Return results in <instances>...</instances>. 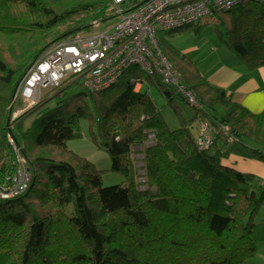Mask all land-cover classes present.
Listing matches in <instances>:
<instances>
[{"label": "trees", "instance_id": "16d2710c", "mask_svg": "<svg viewBox=\"0 0 264 264\" xmlns=\"http://www.w3.org/2000/svg\"><path fill=\"white\" fill-rule=\"evenodd\" d=\"M113 2L0 0V184L16 165L6 134L21 80L56 43L112 20ZM217 22L226 29L223 44L249 71L264 66V0L243 1L218 14ZM63 26L64 32L48 40ZM161 34L164 55L197 104L159 77L131 68L100 91L81 83L80 92L65 94L80 82L67 79L51 89L58 90L56 107L24 130V118L48 102L43 98L8 128L31 180L19 197L0 198V264H249L257 255L253 233L264 185L223 160L247 148L252 158L264 162V112H250L212 85ZM144 87L162 94L180 119L179 129L168 127ZM180 102L194 113L190 121ZM83 119L124 184L104 187L101 171L68 148ZM192 122L212 128L210 147L198 145ZM151 136L152 145L146 146ZM143 145L144 190L133 157V149Z\"/></svg>", "mask_w": 264, "mask_h": 264}, {"label": "built area", "instance_id": "2783aa9c", "mask_svg": "<svg viewBox=\"0 0 264 264\" xmlns=\"http://www.w3.org/2000/svg\"><path fill=\"white\" fill-rule=\"evenodd\" d=\"M131 1L114 0V22L106 30L81 31L42 54L17 88L13 101L20 100L26 108L13 114L8 126L10 130L18 116L42 100L43 92L60 86L67 79L83 82L91 91H100L117 83L131 68L159 77L190 103L197 104L187 90L182 74L164 55L159 35L197 25L246 0H147L141 5ZM141 87L142 83H137L136 89ZM7 139L16 165L0 184V198L13 199L27 190L31 175L11 131L7 133ZM197 143L204 148L212 145V128L207 123L200 125Z\"/></svg>", "mask_w": 264, "mask_h": 264}, {"label": "rangeland", "instance_id": "374dc122", "mask_svg": "<svg viewBox=\"0 0 264 264\" xmlns=\"http://www.w3.org/2000/svg\"><path fill=\"white\" fill-rule=\"evenodd\" d=\"M136 1L141 2L143 0H136ZM113 22H114V19L109 20L107 22H103L102 25L95 26V28L94 27L91 28V31H96V30L104 31L107 28H109L113 24ZM65 29L66 27L63 26V27H60L58 30L54 31L53 33L49 34L47 37L48 40H51L54 35L57 36L59 33L64 32ZM197 29H199V31H196ZM162 34H165V33H162ZM182 34L192 37L195 41H204L205 44L209 46L212 43H214V41L222 42V36L224 37L226 36V29L221 24H218L217 16H214L212 18L203 20L201 23L197 25H194V26L191 25L190 29L185 31L184 33L175 32L171 36H169L168 34H165V35L168 37V40L171 43H173V42H176V40H178L179 38L181 39L182 37H184L182 36ZM81 83L83 82L71 84L72 87L64 91L65 94L70 95V94L80 92L83 89V86L81 85ZM144 88H145L144 91H147L149 93L150 97L154 100V102L158 106L168 127L171 130L179 129L181 125L180 119L175 113V111L170 106L166 105V101L164 97L162 96V94L156 88H152V87L151 88L144 87ZM57 92H58L57 89L56 90L49 89L43 92L42 96L43 98H46L48 102L44 105V107L41 110L32 112L24 118V124H23L24 130L29 129L33 125V123L39 117H41L47 110L52 109L57 106L59 102V98L55 97ZM64 92L62 93V96L64 95ZM180 104L182 107H184L183 113H182L183 117L187 119L188 121H190L194 113L191 110H187L182 102H180ZM11 106L12 108L10 107V111L13 109V114L16 111H21L26 108L25 105L23 103L21 104L19 100L13 101ZM32 108H29L24 113H28ZM24 113H22V115H24ZM190 128H191L193 135L197 137L200 131V122H192L190 124ZM92 130H93V127H91L90 122L88 120L86 119L81 120L79 127H78L79 136L68 142V148L71 151L77 153L78 155L88 159L90 162H92L97 167L99 171H101L102 185L104 187L124 184L123 176L111 171L112 162H111V158L109 154L106 151L97 148V146L95 145L92 139ZM7 133H8V128H7ZM152 139H153V136H151L150 140L145 145L146 146L152 145V141H153ZM144 148L145 146L143 145V146H136L133 149L134 163H135L136 168L138 169V177H139L138 183L140 185V189L142 190L146 189V186L144 185L145 183V178H144L145 171H144V162H143ZM242 156L247 159L252 158L250 156V150L247 148L243 149ZM12 158H15V157L12 155ZM255 221H256L257 226L253 233V240L255 241L257 246L260 248L261 246H260V242L258 238L262 234H264V230H263L264 229V205L258 211ZM253 259L254 258L248 261L249 264H259L258 259L256 260L255 259L253 260Z\"/></svg>", "mask_w": 264, "mask_h": 264}, {"label": "crops", "instance_id": "0c3cea01", "mask_svg": "<svg viewBox=\"0 0 264 264\" xmlns=\"http://www.w3.org/2000/svg\"><path fill=\"white\" fill-rule=\"evenodd\" d=\"M182 36L184 37L172 43L173 46L190 57L212 85L224 89L250 112H264V66L249 71L223 42L214 41L208 46L204 41H195L185 34ZM223 163L240 172L254 174L259 185H264V162L254 158L247 159L238 152H232ZM258 239L261 247H258L254 259H258L259 264H264V234Z\"/></svg>", "mask_w": 264, "mask_h": 264}]
</instances>
